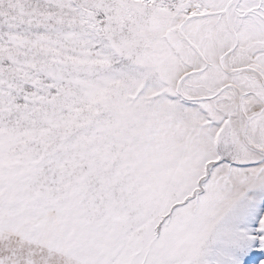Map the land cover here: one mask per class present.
Returning <instances> with one entry per match:
<instances>
[{"label":"snow or ice","instance_id":"snow-or-ice-1","mask_svg":"<svg viewBox=\"0 0 264 264\" xmlns=\"http://www.w3.org/2000/svg\"><path fill=\"white\" fill-rule=\"evenodd\" d=\"M0 264H264V0H0Z\"/></svg>","mask_w":264,"mask_h":264}]
</instances>
